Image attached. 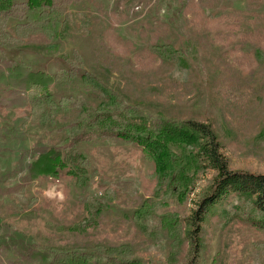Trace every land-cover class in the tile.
Instances as JSON below:
<instances>
[{"label": "rangeland", "instance_id": "obj_1", "mask_svg": "<svg viewBox=\"0 0 264 264\" xmlns=\"http://www.w3.org/2000/svg\"><path fill=\"white\" fill-rule=\"evenodd\" d=\"M61 20L55 35H26L0 18L16 61L56 77L22 89L24 105L0 108V240L8 231L47 250L127 246L140 264H185L184 226L214 173H157L140 146L108 135V118L210 122L231 172L264 174V0H73ZM73 140L87 158L77 181L29 178L34 143ZM169 147L192 159L188 146ZM252 202L228 194L214 204L198 235L200 264H264V227L253 224L264 215ZM161 215L177 227L164 229Z\"/></svg>", "mask_w": 264, "mask_h": 264}, {"label": "trees", "instance_id": "obj_2", "mask_svg": "<svg viewBox=\"0 0 264 264\" xmlns=\"http://www.w3.org/2000/svg\"><path fill=\"white\" fill-rule=\"evenodd\" d=\"M72 1L0 0V18L5 21H17L15 29L26 35L35 31L55 35L63 23L61 20L63 9ZM7 43L0 42V108L24 105L26 99L23 97L22 89L38 91L53 83L56 78L43 71H33L28 65L16 61V54H13L15 50L9 42ZM157 49L164 50L163 53L158 52L162 55L171 50L167 46H160ZM17 86L23 88L20 89ZM132 112L135 113V111ZM133 117L132 121L108 118L110 127L105 131L108 135L140 146L142 151L152 158L157 173L160 172L161 175L167 172L172 173L174 168H178L177 176L183 180L186 178L183 171L191 165H196L201 172L206 173L209 170L214 173L210 177L207 190L200 192L194 201L195 208L191 210L184 226L188 231L186 238L188 237L192 251V256L185 264H200L198 262L200 248L197 242L199 232L214 204L223 197L228 194L251 196L253 208L264 215V174L231 172L227 159L221 152L218 133L210 122L195 119L176 120L161 116L149 118L142 113H136ZM97 130L99 131L96 128L95 131ZM76 143V140L65 146H47L41 141L34 143L30 150L32 158L27 165L29 178L32 180L39 176L59 177L65 174L77 181L79 167L84 168L87 158L77 152ZM170 145L188 146L190 148L188 155L192 159L182 161L177 155L173 156ZM160 224L169 231V227H177L176 222L167 215L160 216ZM253 224L264 227V216L254 220ZM4 234L5 236L0 240V264H3L1 259L10 249L15 252L13 264L35 262L38 264H96L93 259L97 260L99 254L106 264H140L134 257H130L132 252L127 246H105L94 252L52 248L47 250L38 248L30 238L21 233L11 236L8 231H5Z\"/></svg>", "mask_w": 264, "mask_h": 264}]
</instances>
